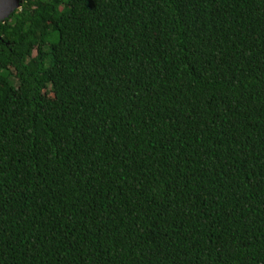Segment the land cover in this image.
<instances>
[{
  "label": "trees",
  "instance_id": "16d2710c",
  "mask_svg": "<svg viewBox=\"0 0 264 264\" xmlns=\"http://www.w3.org/2000/svg\"><path fill=\"white\" fill-rule=\"evenodd\" d=\"M20 1L0 264H264V0Z\"/></svg>",
  "mask_w": 264,
  "mask_h": 264
},
{
  "label": "water",
  "instance_id": "95a60500",
  "mask_svg": "<svg viewBox=\"0 0 264 264\" xmlns=\"http://www.w3.org/2000/svg\"><path fill=\"white\" fill-rule=\"evenodd\" d=\"M20 3V0H0V22L4 23L12 11L19 9Z\"/></svg>",
  "mask_w": 264,
  "mask_h": 264
}]
</instances>
